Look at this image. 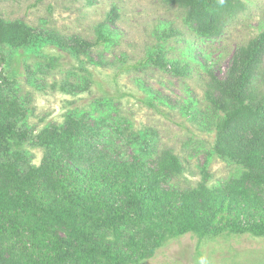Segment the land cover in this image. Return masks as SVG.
Masks as SVG:
<instances>
[{"label": "rangeland", "instance_id": "374dc122", "mask_svg": "<svg viewBox=\"0 0 264 264\" xmlns=\"http://www.w3.org/2000/svg\"><path fill=\"white\" fill-rule=\"evenodd\" d=\"M241 1L243 9L211 39L186 23V9L164 0H0L1 17L24 20L35 31L22 44L0 48V96L18 102L14 125L21 133L0 150L3 160L14 158L25 171L40 165L47 148L39 133L74 113L109 128L115 150L128 162L154 163L164 152L177 156L178 169L159 179L164 188L186 194L206 186L225 193L223 209L214 205L200 231L165 237L149 256L125 264H264V210L240 208L243 197L245 203L262 199L264 188L243 165L214 150L222 113L206 97L211 76L225 78L235 51L264 31V0ZM100 33L110 41L100 40ZM150 55L160 62L134 67ZM261 71L264 77V57ZM71 209L63 202L34 219L53 221L58 234L68 236L79 225ZM100 211L88 215L94 226L108 219L106 208ZM119 225L88 229L119 249L128 233L118 232ZM139 239L141 247L156 242Z\"/></svg>", "mask_w": 264, "mask_h": 264}, {"label": "trees", "instance_id": "16d2710c", "mask_svg": "<svg viewBox=\"0 0 264 264\" xmlns=\"http://www.w3.org/2000/svg\"><path fill=\"white\" fill-rule=\"evenodd\" d=\"M164 1L186 9V23L202 37L211 39L220 36L243 9L241 0ZM34 32L24 20L7 21L0 16V48L4 44H22ZM99 39L110 41L103 33ZM263 57L264 31L235 51L226 77L212 75L206 91L214 111L222 113L214 150L243 165L261 188L264 89L260 90L258 84L264 82ZM1 61L0 54V66ZM150 62L160 61L150 55L134 67ZM18 106L16 100L0 96V150L21 135L14 125ZM111 134L109 128L84 123L74 113H68L63 125L39 133V144L47 148L40 165L25 171L16 159L0 157V264H125L149 256L165 237L190 228L200 231L204 219L211 218L214 205L223 209V190L202 186L181 194L159 183L170 170L178 169L177 156L164 152L154 163H131L115 150ZM244 199L241 209L264 210V197L250 203ZM63 202L78 212L79 225H74L68 236L66 231L64 236L59 235L53 221L34 219L37 212ZM101 207L106 208L108 219L94 226V217L88 215H103ZM64 217L69 220V216ZM191 221L195 227L190 226ZM111 222L120 223L118 232L128 230L119 238L125 243L122 248H111L107 238L97 234ZM93 226L97 230L88 229ZM147 236L155 237L156 242L141 247L143 241L139 238Z\"/></svg>", "mask_w": 264, "mask_h": 264}]
</instances>
